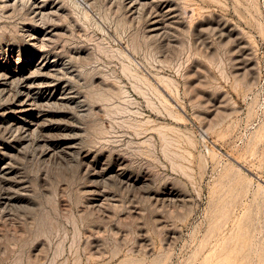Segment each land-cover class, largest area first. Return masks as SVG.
<instances>
[{
	"label": "rangeland",
	"instance_id": "rangeland-1",
	"mask_svg": "<svg viewBox=\"0 0 264 264\" xmlns=\"http://www.w3.org/2000/svg\"><path fill=\"white\" fill-rule=\"evenodd\" d=\"M41 60L43 124L0 91V264H264V0H0V66Z\"/></svg>",
	"mask_w": 264,
	"mask_h": 264
},
{
	"label": "bare ground",
	"instance_id": "bare-ground-1",
	"mask_svg": "<svg viewBox=\"0 0 264 264\" xmlns=\"http://www.w3.org/2000/svg\"><path fill=\"white\" fill-rule=\"evenodd\" d=\"M34 65V69L39 71L37 75L34 70L31 69L32 65L23 70L4 69L0 66V76H2L0 78V91H11V89L14 88V101L12 103L11 111L18 114V117L21 119V125L23 127V129H21L23 131L30 130L35 125H39V123L43 124L42 122H39L41 117H43L42 107L44 104H48V102L50 103V101L54 99V95L49 92V88H45L48 84H51L50 81H52L48 79V76L50 77L51 75L49 72L52 64L41 60ZM35 128L37 127H34V129Z\"/></svg>",
	"mask_w": 264,
	"mask_h": 264
}]
</instances>
